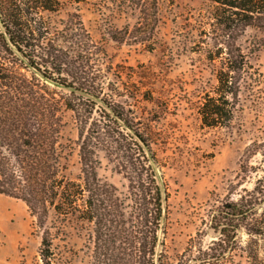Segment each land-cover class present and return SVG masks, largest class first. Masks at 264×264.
I'll return each instance as SVG.
<instances>
[{
	"label": "trees",
	"instance_id": "obj_1",
	"mask_svg": "<svg viewBox=\"0 0 264 264\" xmlns=\"http://www.w3.org/2000/svg\"><path fill=\"white\" fill-rule=\"evenodd\" d=\"M159 1L0 0V194L26 204L42 233L43 264H52L48 223L69 217L92 225L95 264H264L257 240L264 235V160L252 189L212 211L209 228L216 240L206 247L191 242L175 260L160 249L166 191L156 158L134 115L105 90L100 66L89 64L97 62L96 54L79 16L84 5L113 19H133L110 27L109 37L152 51ZM210 1L203 32L215 48L209 58L219 67L199 113L204 125L222 127L238 111L241 82L252 78L239 40L253 29L260 34L256 45L264 46V0ZM68 8L75 12L66 20L50 17ZM66 111L78 129L76 179L67 176ZM247 150L264 157V139ZM99 151L127 180L126 193L98 177Z\"/></svg>",
	"mask_w": 264,
	"mask_h": 264
},
{
	"label": "rangeland",
	"instance_id": "obj_2",
	"mask_svg": "<svg viewBox=\"0 0 264 264\" xmlns=\"http://www.w3.org/2000/svg\"><path fill=\"white\" fill-rule=\"evenodd\" d=\"M210 5V0L159 1L161 20L152 51L109 37L110 27L131 25L133 19H113L84 5L79 10L96 54L97 62L91 59L89 64L100 66L105 90L134 115L156 158V176L166 191L160 249L170 260L191 242L206 247L217 239L209 228L212 211L227 199H237L243 189H252L264 160L247 150L254 141L264 139V46L256 45L257 31L247 29L239 40L252 78L240 84L234 118L222 127L201 121L199 107L216 86L219 67L218 60L209 58L215 48L203 32ZM69 12L75 8L50 17L66 20ZM71 114L64 112L63 134L70 147L67 176L76 179L81 167L79 137ZM98 158V177L126 193L127 180L114 161L104 151L98 152ZM246 165L255 168L247 172ZM33 221L24 202L0 194V264H43L42 233ZM48 226L52 264H95L91 224L69 217ZM257 240L264 256V235Z\"/></svg>",
	"mask_w": 264,
	"mask_h": 264
}]
</instances>
